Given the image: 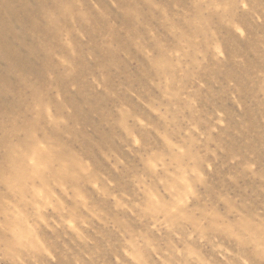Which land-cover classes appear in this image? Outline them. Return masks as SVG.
<instances>
[{
	"label": "clouds",
	"instance_id": "clouds-1",
	"mask_svg": "<svg viewBox=\"0 0 264 264\" xmlns=\"http://www.w3.org/2000/svg\"><path fill=\"white\" fill-rule=\"evenodd\" d=\"M24 14L23 53L0 37V264H264V0Z\"/></svg>",
	"mask_w": 264,
	"mask_h": 264
},
{
	"label": "rangeland",
	"instance_id": "rangeland-1",
	"mask_svg": "<svg viewBox=\"0 0 264 264\" xmlns=\"http://www.w3.org/2000/svg\"><path fill=\"white\" fill-rule=\"evenodd\" d=\"M11 2L14 5L11 11L0 12V37L11 42L23 53V48L16 43V40L23 37L26 23L24 9L26 8L27 0H11Z\"/></svg>",
	"mask_w": 264,
	"mask_h": 264
}]
</instances>
